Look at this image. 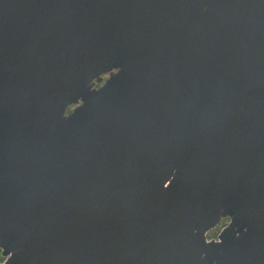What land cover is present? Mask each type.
<instances>
[{
  "label": "water",
  "instance_id": "water-1",
  "mask_svg": "<svg viewBox=\"0 0 264 264\" xmlns=\"http://www.w3.org/2000/svg\"><path fill=\"white\" fill-rule=\"evenodd\" d=\"M0 254L264 264V0H0Z\"/></svg>",
  "mask_w": 264,
  "mask_h": 264
},
{
  "label": "rangeland",
  "instance_id": "rangeland-1",
  "mask_svg": "<svg viewBox=\"0 0 264 264\" xmlns=\"http://www.w3.org/2000/svg\"><path fill=\"white\" fill-rule=\"evenodd\" d=\"M227 219V220H226ZM228 222V218H222L217 224L215 227H213L212 229H210L207 234H206V237L207 239H210V238H216L217 234L219 233V231L221 230V228ZM209 233V236L214 234L215 236L213 237H208ZM1 255V254H0ZM2 257V256H1ZM4 259V257H2Z\"/></svg>",
  "mask_w": 264,
  "mask_h": 264
},
{
  "label": "flooded vegetation",
  "instance_id": "flooded-vegetation-1",
  "mask_svg": "<svg viewBox=\"0 0 264 264\" xmlns=\"http://www.w3.org/2000/svg\"><path fill=\"white\" fill-rule=\"evenodd\" d=\"M106 77H107V74H104V75H103V80H104ZM101 83H102V82H101ZM101 83H99V84L96 83L95 85L98 86V85H100ZM72 107H73V105H70V106L67 108V112L70 111Z\"/></svg>",
  "mask_w": 264,
  "mask_h": 264
},
{
  "label": "trees",
  "instance_id": "trees-1",
  "mask_svg": "<svg viewBox=\"0 0 264 264\" xmlns=\"http://www.w3.org/2000/svg\"><path fill=\"white\" fill-rule=\"evenodd\" d=\"M227 220V219H226ZM208 237H213V236H215L214 234H212V235H210L209 236V233H208V235H207ZM3 260V258L1 257V255H0V262Z\"/></svg>",
  "mask_w": 264,
  "mask_h": 264
}]
</instances>
